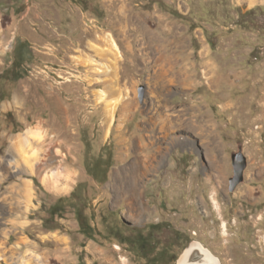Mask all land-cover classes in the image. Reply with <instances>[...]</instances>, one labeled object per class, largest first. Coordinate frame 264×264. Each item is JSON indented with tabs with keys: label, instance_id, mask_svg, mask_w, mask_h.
<instances>
[{
	"label": "rangeland",
	"instance_id": "rangeland-1",
	"mask_svg": "<svg viewBox=\"0 0 264 264\" xmlns=\"http://www.w3.org/2000/svg\"><path fill=\"white\" fill-rule=\"evenodd\" d=\"M170 37L181 48L167 50L184 54L169 73L187 80L155 88ZM14 60L16 75L0 80V264H151L162 249L158 264H177L193 243L219 264H264L263 1L0 0V75ZM119 98L128 107L108 112ZM37 129L42 139L11 149ZM37 150L41 170L29 172ZM239 150L247 166L230 193ZM57 171L64 192L44 182ZM12 184L30 194L18 218L3 209L18 198ZM129 184L132 200L121 194ZM75 210L93 240L78 233ZM146 236L149 257L133 246Z\"/></svg>",
	"mask_w": 264,
	"mask_h": 264
},
{
	"label": "bare ground",
	"instance_id": "bare-ground-1",
	"mask_svg": "<svg viewBox=\"0 0 264 264\" xmlns=\"http://www.w3.org/2000/svg\"><path fill=\"white\" fill-rule=\"evenodd\" d=\"M241 1V0H239ZM242 1H246L248 5H252L258 1H263L264 0H242ZM107 2V1H106ZM124 9V8H123ZM120 12V11H119ZM120 14V13H118ZM169 31L171 30V28H168ZM143 33L146 37H150L149 31H147V28L144 27L143 29ZM151 34V33H150ZM171 35V34H170ZM153 36V35H152ZM107 37H111L109 34H107ZM152 38V37H151ZM154 38V37H153ZM171 40L168 41L167 39L164 40V43L165 45H162L161 46V50L159 52V50H157L160 55L157 57V64H156V67L158 68V71H155L153 72L154 76H153V83H162V84H159L158 86L159 87H155V88H160V89H165L166 87L165 86H169V85H182L183 83L185 84L187 78H185V75H184V72L182 71L181 68H179V70H177L176 72H170L169 71L171 70V67H172V64H175V65H178V63L180 62L181 60V55L184 54V52H179V51H174V52H171V51H168L167 50V46L169 45H174V48L175 49H179L181 48L180 46V39L178 41L175 40V38L173 37H170ZM146 39V38H145ZM108 40L110 41L109 45H110V49L111 51L115 52V51H118V46L116 44V42L114 40H112L111 38H108ZM141 41V40H140ZM161 42V41H160ZM93 43V42H92ZM151 44V43H149ZM161 45V44H160ZM159 45V46H160ZM94 46V45H92ZM96 46V45H95ZM158 46V47H159ZM97 47V46H96ZM99 48V47H98ZM143 48V47H142ZM174 49V50H175ZM95 50V49H93ZM100 48H99V52H100ZM103 52V51H102ZM113 52V53H114ZM105 56V55H104ZM209 61L206 62V66L205 68L206 69H210V65H209ZM115 64V63H114ZM175 74H178L175 75ZM172 75V76H170ZM168 77V79H167ZM122 101L120 98L118 100H111L110 103H107V111L109 112H112L113 110H115L116 106H118L117 104H119V102ZM122 104H125V108L128 107V103H123V101L121 102V105ZM113 116V115H112ZM111 120V119H110ZM197 127L200 129V123L197 125ZM203 128V127H202ZM201 128V129H202ZM162 130V129H161ZM41 130L37 129V130H27L25 131L23 134H19L17 135L14 139L11 140V149H16L15 151H18L19 153H22L23 150L26 148V147H29L31 145V142L33 141V138L32 137H40L41 138ZM42 139V138H41ZM39 142V141H38ZM38 142H36V145L38 147ZM137 148V147H136ZM135 149V147L133 148ZM139 150V152H142L143 150H146V149H149L145 144H140L137 148ZM150 150V149H149ZM151 152L153 153H157V151H152L150 150ZM37 152L38 150L35 152V156H33V153L31 156H29V158L27 160H25L24 162V165H26V167L29 169V172H33V169L38 173L40 172L41 170V161L37 159ZM151 157V156H150ZM153 159V155H152V158L151 160ZM149 160V157L147 155V153H144L143 156H141L140 160H138V162L140 161L141 164H145L147 161ZM9 162V161H8ZM139 163V164H140ZM136 166L137 164H134L130 167V170H131V174L132 172H134V170H136ZM146 167V165H145ZM138 169V168H137ZM137 171V170H136ZM128 173V172H127ZM136 173V172H135ZM31 174V173H30ZM36 174V173H35ZM134 174V173H133ZM220 174V173H219ZM51 176V175H50ZM44 176V182L46 181V183H51L53 182L55 184V187L58 188L59 192H64L67 190L68 186H67V180L68 178H66V182L62 185H59L58 184V181L59 178L54 176V174H52V176ZM133 176V175H132ZM220 177V176H219ZM132 177L130 176V179ZM20 184V183H19ZM26 184V183H25ZM24 184V185H25ZM13 185V184H12ZM11 185V186H12ZM28 185V184H27ZM10 187V186H9ZM10 189H12V193H14L18 198L13 200L14 202H10L8 203L7 205L3 203V209H5V213L7 211V213H11V212H16L17 214L18 213H21V199H28L29 198V190L27 189V186H20V185H13ZM132 189V191H131ZM213 190L215 192H217V190L215 188H213ZM121 192V191H120ZM130 192H133V188L131 187V185L129 184V186L126 187V189H122V196H128L129 200H132L133 199V196L131 195ZM214 192V193H215ZM30 199V198H29ZM5 200V199H4ZM28 201V200H27ZM4 202V201H3ZM6 202V201H5ZM5 205V206H4ZM2 210V209H1ZM16 213L12 216V217H15V218H18V216L16 215ZM6 215V214H5ZM11 215V214H10ZM21 216V215H20ZM133 216H136V215H133ZM130 219L132 220H135V217H131ZM14 221V220H13ZM13 221H9V223H12ZM14 223V222H13ZM1 260V259H0Z\"/></svg>",
	"mask_w": 264,
	"mask_h": 264
},
{
	"label": "water",
	"instance_id": "water-1",
	"mask_svg": "<svg viewBox=\"0 0 264 264\" xmlns=\"http://www.w3.org/2000/svg\"><path fill=\"white\" fill-rule=\"evenodd\" d=\"M142 96V87L138 89V98ZM232 177L228 180V191L232 193L243 182L244 172L247 166L245 156L241 150L231 155ZM177 264H219L217 258L197 243L190 244L186 248Z\"/></svg>",
	"mask_w": 264,
	"mask_h": 264
},
{
	"label": "trees",
	"instance_id": "trees-1",
	"mask_svg": "<svg viewBox=\"0 0 264 264\" xmlns=\"http://www.w3.org/2000/svg\"><path fill=\"white\" fill-rule=\"evenodd\" d=\"M11 66L13 67V69L12 68H9V69L4 70L1 73L0 80H2V81H9V79L7 78L6 75H9L11 77H13V76L16 75V70L15 69H17L16 68L17 65L15 63V60L12 62ZM105 172H106V170H105ZM75 192H76V190H74L71 193V195H70L69 198H74L75 197ZM61 202H62V198H59L49 208V213H48L49 217L54 218L55 216H58L59 214L62 213V210H61V207H60ZM74 216H75L76 221L78 223V233L81 234L83 237L87 238L88 240H93V235L91 234V229H90L89 224L87 222L86 216L83 215V213L81 211H77V210H75ZM51 230H56V228H52ZM136 238H137V235H136L135 239ZM145 239H146L145 243L144 242L138 243L139 241L136 240L133 243V246L137 245V248L139 249V252H140V254L143 257H149L154 252V250H157V248L146 243L148 241L147 240V236L145 237ZM124 242L127 243V240H124L123 243ZM170 245L171 244H167V247L166 248H168ZM172 256L174 257V255H172ZM167 257H168V255H167L166 249H162L161 251H159L158 257L157 256H153L149 261H150L151 264H158V261H159L158 258L162 260L164 258L167 259ZM172 260H173V258H172ZM176 260H175V262H176ZM146 263H148V262H146Z\"/></svg>",
	"mask_w": 264,
	"mask_h": 264
},
{
	"label": "clouds",
	"instance_id": "clouds-1",
	"mask_svg": "<svg viewBox=\"0 0 264 264\" xmlns=\"http://www.w3.org/2000/svg\"><path fill=\"white\" fill-rule=\"evenodd\" d=\"M37 139H39V137H36ZM29 151L31 152L32 150L29 149ZM33 156H35V152H33ZM54 176L59 177V178H64L65 173L63 171H57L56 173H54Z\"/></svg>",
	"mask_w": 264,
	"mask_h": 264
},
{
	"label": "flooded vegetation",
	"instance_id": "flooded-vegetation-1",
	"mask_svg": "<svg viewBox=\"0 0 264 264\" xmlns=\"http://www.w3.org/2000/svg\"><path fill=\"white\" fill-rule=\"evenodd\" d=\"M177 261V260H176Z\"/></svg>",
	"mask_w": 264,
	"mask_h": 264
}]
</instances>
